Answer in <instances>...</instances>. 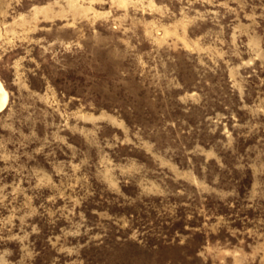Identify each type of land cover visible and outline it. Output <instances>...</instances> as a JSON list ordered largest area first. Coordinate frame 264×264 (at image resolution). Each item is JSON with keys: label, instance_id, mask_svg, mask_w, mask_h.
I'll return each instance as SVG.
<instances>
[{"label": "rangeland", "instance_id": "1", "mask_svg": "<svg viewBox=\"0 0 264 264\" xmlns=\"http://www.w3.org/2000/svg\"><path fill=\"white\" fill-rule=\"evenodd\" d=\"M0 264H264V0H0Z\"/></svg>", "mask_w": 264, "mask_h": 264}, {"label": "bare ground", "instance_id": "2", "mask_svg": "<svg viewBox=\"0 0 264 264\" xmlns=\"http://www.w3.org/2000/svg\"><path fill=\"white\" fill-rule=\"evenodd\" d=\"M9 100V94L0 80V113L5 110Z\"/></svg>", "mask_w": 264, "mask_h": 264}]
</instances>
